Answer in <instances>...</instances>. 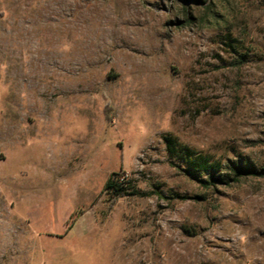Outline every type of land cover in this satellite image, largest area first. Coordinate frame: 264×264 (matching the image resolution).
I'll return each mask as SVG.
<instances>
[{"label": "rangeland", "instance_id": "1", "mask_svg": "<svg viewBox=\"0 0 264 264\" xmlns=\"http://www.w3.org/2000/svg\"><path fill=\"white\" fill-rule=\"evenodd\" d=\"M165 135L264 170V0H0V264H264V177Z\"/></svg>", "mask_w": 264, "mask_h": 264}, {"label": "trees", "instance_id": "2", "mask_svg": "<svg viewBox=\"0 0 264 264\" xmlns=\"http://www.w3.org/2000/svg\"><path fill=\"white\" fill-rule=\"evenodd\" d=\"M232 41L234 40L229 39V42ZM162 141L168 154L179 156L185 164V168L173 163L170 165L189 176L192 175L190 174L192 172L198 176L201 174L203 178L199 179L198 182L205 189L216 185L227 186L241 179L264 177V170H256L254 167L243 165L241 162L210 160L206 156L196 155L188 148L179 145L175 139L168 135L163 136ZM129 188L130 181L124 182L119 173H112L106 180L103 191L113 197H122L129 194L127 191Z\"/></svg>", "mask_w": 264, "mask_h": 264}]
</instances>
